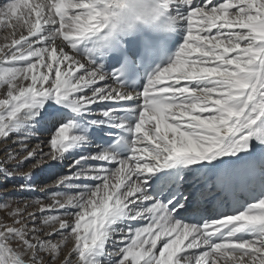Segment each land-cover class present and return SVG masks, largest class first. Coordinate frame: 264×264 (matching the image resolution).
Returning <instances> with one entry per match:
<instances>
[{"label": "snow or ice", "instance_id": "obj_1", "mask_svg": "<svg viewBox=\"0 0 264 264\" xmlns=\"http://www.w3.org/2000/svg\"><path fill=\"white\" fill-rule=\"evenodd\" d=\"M0 25V177L70 161L0 197V264H264V0H4Z\"/></svg>", "mask_w": 264, "mask_h": 264}, {"label": "bare ground", "instance_id": "obj_2", "mask_svg": "<svg viewBox=\"0 0 264 264\" xmlns=\"http://www.w3.org/2000/svg\"><path fill=\"white\" fill-rule=\"evenodd\" d=\"M3 2H4V0H0V3H3ZM1 27L2 26L0 25V28ZM11 39H12V30L10 28H7L6 31L4 32V35L2 34L0 36V45H3L5 43H9L11 41ZM44 134L47 135V132H45ZM13 139H15V137H13ZM95 143H100V142L97 140V141H95ZM35 144H36V141L33 140L32 141V146H35ZM5 147H6L5 144L0 143V150L4 149ZM0 154L2 155V158H0V161H4L5 154L3 153V151H0ZM23 159H24V157L21 156L20 160H23ZM18 162L19 161H8V164L12 165L13 163H18ZM27 163L28 162H25V164H27ZM0 166H2V165H0ZM30 167H31V164L29 165V167H27L26 170H22V171L23 172H27L30 169ZM59 169H60V167L58 165H55V163H54L52 168H45L42 171H37L35 173V177H34V180H33V186H34L35 190L31 191V192H21L19 190V188H15L14 187L15 185H19L22 182L19 179V176H20L21 172H17L15 179L5 181L8 184L10 183V186H9L10 187V193H8L9 196H7V197L10 198V196L14 195V194L17 197L21 196V195H25L26 202H30V201L34 202L37 197L45 196L48 191H51L53 186L51 184H49V183L47 184V181L49 180V177L52 176L53 173L58 172ZM0 179H3V178L0 177ZM6 192L7 191H2V193H4V194H6ZM50 202L51 201L48 200L47 203H50ZM36 210L32 209V211H36Z\"/></svg>", "mask_w": 264, "mask_h": 264}, {"label": "rangeland", "instance_id": "obj_3", "mask_svg": "<svg viewBox=\"0 0 264 264\" xmlns=\"http://www.w3.org/2000/svg\"><path fill=\"white\" fill-rule=\"evenodd\" d=\"M2 27L0 28V36L3 34L4 35V32L6 31V29L7 28H5L3 25H1ZM0 158H2V155L0 154ZM70 161H66L64 164H62V165H60V164H55V165H58L59 167H60V169L58 170V172H60V173H63L66 169H67V166H68V163H69ZM29 165H30V162H28L27 164H25L24 166H23V168H22V170H26L27 169V167H29ZM51 184V181H50V179L47 181V184ZM0 184H3V188H0V196L1 197H4V196H9V194L8 193H10V183L8 184L7 182H5L3 179H0ZM52 185V184H51ZM53 186V188L51 189V190H55V188H54V185H52ZM15 188H18V187H15ZM2 191H7L6 192V194H4V193H2ZM10 198L11 199H15V200H17V201H20V200H23L24 202H26V200H25V195H21V196H15V194L14 195H11L10 196ZM46 203L48 202V200H46L45 201ZM21 206H23V204H21ZM32 209L33 210H36V208L35 207H30L28 210L29 211H32ZM58 239V238H57ZM73 245H72V242H71V240H69L68 241V244H67V247H65L64 249H63V251H64V253L66 254L70 249H71V247H72Z\"/></svg>", "mask_w": 264, "mask_h": 264}]
</instances>
